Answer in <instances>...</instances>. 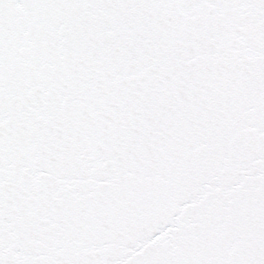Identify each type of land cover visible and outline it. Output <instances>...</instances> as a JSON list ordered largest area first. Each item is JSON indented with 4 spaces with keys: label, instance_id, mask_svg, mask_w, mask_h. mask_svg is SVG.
<instances>
[{
    "label": "water",
    "instance_id": "obj_1",
    "mask_svg": "<svg viewBox=\"0 0 264 264\" xmlns=\"http://www.w3.org/2000/svg\"><path fill=\"white\" fill-rule=\"evenodd\" d=\"M0 264H264V0H0Z\"/></svg>",
    "mask_w": 264,
    "mask_h": 264
}]
</instances>
